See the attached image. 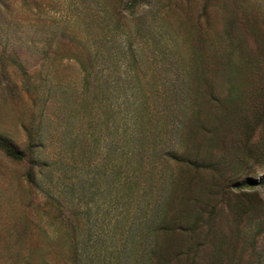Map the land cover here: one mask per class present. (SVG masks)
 Returning <instances> with one entry per match:
<instances>
[{"label":"rangeland","instance_id":"obj_1","mask_svg":"<svg viewBox=\"0 0 264 264\" xmlns=\"http://www.w3.org/2000/svg\"><path fill=\"white\" fill-rule=\"evenodd\" d=\"M124 1L0 0V264H264V0Z\"/></svg>","mask_w":264,"mask_h":264},{"label":"trees","instance_id":"obj_2","mask_svg":"<svg viewBox=\"0 0 264 264\" xmlns=\"http://www.w3.org/2000/svg\"><path fill=\"white\" fill-rule=\"evenodd\" d=\"M116 1H120V0H116ZM147 2L146 0H125L123 3V7L120 10H116L114 15L119 16L120 11H124V10L128 11V14L133 15L135 11L138 10V8H140V6H143L149 3ZM92 61H94V55L91 54L89 58H85V63L87 64L83 65V67L86 68L87 66L88 68H92V65H93ZM90 74L91 72L86 70L85 76L87 77ZM181 76H182L181 81H182L183 87L181 91V99L179 101L180 102L179 104L180 116H179L178 124H177V127H178L177 140L186 131L187 124L189 122L188 109L190 108V103L192 102V100L195 99L196 92L199 89L200 83L208 84V81H206V78L205 77L203 78L199 72L198 65H197V57L195 54H193L192 57H190L189 62L185 64ZM0 148H2L7 153V155H9L10 157L16 158V159H22L25 156L24 152H22L21 150H17V148H15L13 144H11L8 140H6L3 137H0ZM178 149L179 148H178V141H177L173 144L171 148L165 149L161 152V158L162 159L164 158L165 160L170 159V160H175V161L182 160V161L187 162L188 164L193 165L194 162L190 160L189 158L183 156L179 152ZM245 181H251V180L247 179ZM239 184L240 182H234L231 185L236 186ZM167 201L168 200L166 197L165 198L166 203L164 202L165 206L167 204ZM163 214L165 215V213ZM166 214H167V211H166ZM163 220L164 222L162 224L157 223L155 225L154 229H152L153 232L151 231V233H154V231H157L159 229L161 230L166 229L168 226L172 224V221H170L166 217L163 218ZM73 253H74L73 257L77 260V262L79 261V264H80V257H79L80 255L78 254L77 248L75 249ZM153 259H155L157 262L162 261L163 264H212L209 261H201L199 255L198 256L194 255L193 258H191L189 261L184 262V263H177L175 261V256L164 255V257L162 258V256L160 255L159 257L157 244L151 246V250L148 252L147 257H146V260H147L146 264H150Z\"/></svg>","mask_w":264,"mask_h":264}]
</instances>
